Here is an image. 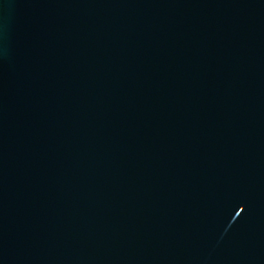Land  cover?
<instances>
[{"label": "water", "instance_id": "water-1", "mask_svg": "<svg viewBox=\"0 0 264 264\" xmlns=\"http://www.w3.org/2000/svg\"><path fill=\"white\" fill-rule=\"evenodd\" d=\"M0 264H264V0H0Z\"/></svg>", "mask_w": 264, "mask_h": 264}]
</instances>
